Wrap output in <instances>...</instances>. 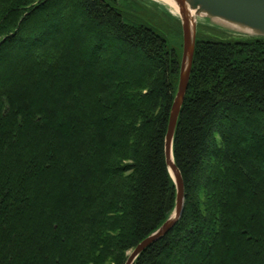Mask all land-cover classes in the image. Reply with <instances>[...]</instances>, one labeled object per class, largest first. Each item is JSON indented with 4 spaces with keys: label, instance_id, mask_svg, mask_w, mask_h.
<instances>
[{
    "label": "trees",
    "instance_id": "16d2710c",
    "mask_svg": "<svg viewBox=\"0 0 264 264\" xmlns=\"http://www.w3.org/2000/svg\"><path fill=\"white\" fill-rule=\"evenodd\" d=\"M139 6L175 45L126 19ZM197 29L173 142L184 211L134 264H264V36ZM182 54L156 0H0V264H125L170 217Z\"/></svg>",
    "mask_w": 264,
    "mask_h": 264
},
{
    "label": "water",
    "instance_id": "95a60500",
    "mask_svg": "<svg viewBox=\"0 0 264 264\" xmlns=\"http://www.w3.org/2000/svg\"><path fill=\"white\" fill-rule=\"evenodd\" d=\"M156 1L166 5L170 12L179 18L183 33L180 79L165 136L166 161L177 191L176 206L170 217L160 227L132 249L125 264H134L142 252L169 233L184 211V180L174 160L173 142L192 71L198 18L204 17L206 22L200 21L201 23L210 24L212 20L223 26H230L233 30L245 34L244 36H264V0H171L178 5L179 14H175L164 0Z\"/></svg>",
    "mask_w": 264,
    "mask_h": 264
},
{
    "label": "rangeland",
    "instance_id": "374dc122",
    "mask_svg": "<svg viewBox=\"0 0 264 264\" xmlns=\"http://www.w3.org/2000/svg\"><path fill=\"white\" fill-rule=\"evenodd\" d=\"M140 7V6H139ZM171 10L175 13V10L170 7ZM139 11V16H133L127 13H130L129 10H125V17L128 21H132V22H150L152 26L156 27L157 30H159L160 32L164 33L171 41L172 44H176L177 40H178V35L176 32V26L175 24H173L171 22V20L165 16V15H157L153 9L150 8H144V7H140L138 9ZM200 21L206 22L204 17H200L198 18V24ZM210 24H219L223 29H225L229 34H227L226 37L231 38V36L235 37H240V36H244L245 34L235 31L233 30L230 26H223L220 23L216 22V21H210ZM174 27V28H173ZM233 30V31H231Z\"/></svg>",
    "mask_w": 264,
    "mask_h": 264
},
{
    "label": "bare ground",
    "instance_id": "6f19581e",
    "mask_svg": "<svg viewBox=\"0 0 264 264\" xmlns=\"http://www.w3.org/2000/svg\"><path fill=\"white\" fill-rule=\"evenodd\" d=\"M170 7H172L174 10H175V12L176 13H178L179 14V7H178V5L175 3V2H173V1H171V0H164Z\"/></svg>",
    "mask_w": 264,
    "mask_h": 264
}]
</instances>
